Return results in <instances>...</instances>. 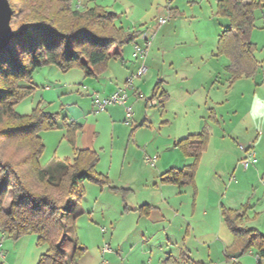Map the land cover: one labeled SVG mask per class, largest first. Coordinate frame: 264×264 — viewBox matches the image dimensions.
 I'll return each mask as SVG.
<instances>
[{
    "label": "crops",
    "instance_id": "1",
    "mask_svg": "<svg viewBox=\"0 0 264 264\" xmlns=\"http://www.w3.org/2000/svg\"><path fill=\"white\" fill-rule=\"evenodd\" d=\"M205 1L186 0L192 5V9L183 10L179 5V0H151L150 8L144 10L142 14L129 10L133 7L130 1L116 0L111 5H104L108 11L117 15L116 24L119 27L138 31V37L134 43L124 47L123 56L113 59L107 70L98 78L86 77L81 69L76 72L78 79L69 81L68 86L65 87L75 86L79 90L81 86L86 89L92 101L91 110L75 113L70 118L64 115L63 118H67L69 122L80 123L84 127L81 123L83 117L93 111L96 122L103 120L110 124L114 133L119 129H124L126 156L129 155L131 160L136 156L140 159L144 156L147 161L152 158L154 159L153 162L151 161L152 166H157V168L155 174L149 178L140 176L142 182L145 183L144 187L149 188L150 182H153L154 190L150 189L153 195L143 200L141 205L124 204L123 217L129 220V224L123 225L127 229L125 234L129 242L128 249L124 248L125 252L122 250L124 256L119 254L123 248L120 244L116 245L120 248L118 251L117 247L114 249L111 245L118 226H111L109 239L111 243L105 242L104 235L95 239L92 238V235L95 236L94 232L83 231L81 233L77 229L82 226L79 223L80 219L86 215L92 222L98 212L104 216V211H98L99 196L108 189L104 186L93 205L88 207L87 195H90L93 186L86 185V182L83 183L86 192L84 200L81 199L71 204L65 215L68 228L71 229L72 226L76 228L74 232H66L65 239L62 241V247L68 256L73 254L77 245L86 248L85 253L78 259V264H232L235 261L245 264L248 258L246 253L231 258L226 257L225 251L233 245L234 235L224 221L222 208L239 209L249 204L250 210L240 224L256 227L261 219L264 220V191L262 194L259 193L261 186L244 187L241 185L242 179L234 180L236 183H228L226 187L223 176L231 172L237 174L240 171L238 161L244 157L238 154V148L232 146V141L235 144L241 140L245 141L249 145L248 148L256 152L258 145L264 139V122L254 124L251 121L252 109L264 112V2L254 12V28L250 35V41L256 46L254 57L257 61V69L249 77L241 76L232 81V75L227 69L231 64L230 58L226 55H216L219 37L230 28V20L228 17L217 16V10L213 9L212 3L209 1L211 8H208ZM218 1L212 0L215 6L218 5ZM251 1L253 0H244V3ZM92 2L93 0L88 2V7ZM98 5L101 6V3L96 4ZM119 6L128 9L120 13V10H117ZM161 16H166L167 20L159 25L157 20ZM186 20L190 24L186 25L184 23ZM186 27L188 31L184 33ZM150 32H153V40H155H151L149 55L146 58V63L149 65L148 74L135 77L140 67L145 65V61L135 57L134 44H145ZM153 69L155 70L152 71ZM130 77H133V80L129 84ZM156 85L158 90L155 92ZM125 87L129 93L126 105L132 107L134 114L131 118L133 123L130 126L124 105H109L100 110L94 103L96 95L106 98ZM139 95H143L144 99ZM148 99L157 100V103L149 105ZM171 102L173 105L170 104ZM78 106L80 105L73 107L77 109ZM157 106L161 107L157 119L158 124H168V117L170 113H173L176 119H180L179 124L187 128L186 132L189 133L185 135L186 137L203 130H207L210 135L208 145L200 158L194 185L178 186L163 184L159 181L160 175L167 170L183 169L191 164L193 159L186 156L175 145L183 138L177 139L170 135L164 137L159 135L152 138L141 132L149 129L150 119L156 116V114L153 116L148 108L154 110ZM141 113L146 119L139 122L140 117L138 116H143ZM257 119H264V117ZM99 136L100 133H95L91 140L92 147L83 145L82 149L97 151ZM78 138L76 147L81 148L77 146ZM110 149L113 164L117 151L113 136ZM100 150H103V147H100ZM257 158L256 168L260 170L263 167L264 173L263 151L256 152ZM98 165L99 163L96 168ZM249 168L250 166L244 167L245 170ZM97 172L106 175L110 180V187L113 188L129 191L132 184H137L138 181L132 177L122 178L123 171L119 173L121 178L112 181V166L106 172L99 171V169ZM248 175L245 176L247 179L245 182L248 181L249 184ZM223 190H225L224 193L219 195ZM114 193L121 194V192ZM122 202L125 203V201ZM142 205L152 206L148 215H142L137 210ZM102 230H105L104 227ZM160 230L162 233L159 235ZM165 234L167 236L170 234L172 240H178L175 243L178 256L171 251L173 255L168 257L167 263L160 253H157L160 254L159 256L154 257L150 241L155 237L162 239ZM4 237H8V234L0 231L2 249ZM89 239L93 241L89 242ZM37 240L36 235L28 234L26 241L29 246L24 251L14 248L7 252L3 249L5 255L3 259H0V264H38L40 256L47 247L38 246ZM169 244H172L171 240L168 241V247ZM106 246H108L107 249ZM248 253L256 257L254 249Z\"/></svg>",
    "mask_w": 264,
    "mask_h": 264
},
{
    "label": "trees",
    "instance_id": "2",
    "mask_svg": "<svg viewBox=\"0 0 264 264\" xmlns=\"http://www.w3.org/2000/svg\"><path fill=\"white\" fill-rule=\"evenodd\" d=\"M9 2L15 35L0 50V230L15 240L36 235L37 245L47 247L38 264H78L86 248L77 245L68 256L61 241L68 228L65 213L72 203L84 197L83 183L90 181L115 192L127 190L110 187L109 178L97 172L100 161L97 151L76 147L83 126L67 118H63V125L74 147L73 158L58 162L59 170L42 166L45 144L40 131L57 129L59 113L38 106L29 114H20L16 106L33 93L34 88L26 83L38 68L45 65H56L63 71L79 68L86 77L98 78L113 59L123 56L126 45L136 41L138 31L119 27L117 15L101 6L78 10L71 0ZM262 2L218 1L217 14L228 17L231 24L219 37L216 55L230 58L227 69L232 81L249 77L257 69L256 46L250 35L254 12ZM209 138L208 131L203 130L177 141L175 145L193 161L183 169L167 170L160 175V183L194 185ZM9 193L11 202L5 209L4 201ZM137 210L148 215L152 206L142 205ZM249 210V204L239 209L222 208L224 221L234 235L233 245L225 251L227 258L254 249L260 260H264V233L240 224ZM261 261L259 264L264 263Z\"/></svg>",
    "mask_w": 264,
    "mask_h": 264
},
{
    "label": "rangeland",
    "instance_id": "3",
    "mask_svg": "<svg viewBox=\"0 0 264 264\" xmlns=\"http://www.w3.org/2000/svg\"><path fill=\"white\" fill-rule=\"evenodd\" d=\"M73 6L78 9V10H85L90 7H95L96 4L101 3V7L106 9L104 5H111L113 4L116 0H95L96 2H92V4L88 7V2L91 0H71ZM121 1V0H118ZM125 1H130L133 3V7L129 10H135L137 14H142L144 10H147L150 8V3L151 0H125ZM209 1L213 5V9L217 10V5L212 2V0H206L205 2L207 3V7L211 8L209 5ZM215 1V0H213ZM179 5H181V9L183 10H190L192 9V5L186 2V0H179ZM100 6V5H98ZM128 9V8H127ZM124 8H120V6L117 8V10H120V13H123L125 10ZM193 9H196V7H193ZM108 10V9H106ZM216 15L217 14L216 11ZM166 17V16H165ZM168 17V16H167ZM221 17V16H220ZM223 17V16H222ZM186 25L190 24L189 21H184ZM125 24V23H124ZM194 24V23H193ZM184 33H187L188 28L184 30ZM155 40V39H154ZM153 40V41H154ZM188 48V47H187ZM144 61V60H142ZM144 63V62H143ZM145 65L149 67V65L146 63L145 59ZM156 69V68H155ZM153 69L152 71H154ZM80 69L79 68H73L69 71H63L56 65H45L41 68H38L32 75V79L30 82H27L26 85L32 86L34 88L33 93L23 99L17 106L16 110L20 114H29L32 112L33 109L36 107H41L44 108L48 112L52 113H59V118H58V124L59 127L57 129L53 130H42L40 131V136L43 139V142L45 144V150L44 154L41 158V165L45 166L47 168H56L58 169L57 163L58 162H63L65 159H72L74 156V147L73 145L68 141L66 137V128L63 125V117L64 115H68V117H72V115H75V113L79 112H85V110L89 109L88 111L91 110V105L92 101L90 98V95L88 94V91L84 89L83 87L80 86L79 90L73 86L72 88H68L65 86H68L69 81H76L78 77L76 76V72H78ZM109 74V73H108ZM148 74V72L146 73ZM148 76V75H147ZM70 86V85H69ZM144 99V98H143ZM173 105V102L170 103ZM74 105H80L78 106L77 109H74ZM69 106V107H67ZM64 107V108H63ZM68 108H70L68 110ZM154 118L152 117L150 119L149 123V129H144L141 132L144 134H147V136L156 138L157 136H174L177 137V139L184 138L186 137L185 135L189 132L187 131V128L181 124H179L178 120L176 119L175 115L173 113H170V116L168 117L169 123L168 124H158L157 119L159 118V111L161 110L160 106H157L154 110L152 108H148ZM152 109V110H151ZM93 113V114H92ZM142 114V113H141ZM77 115V114H76ZM93 115V116H91ZM134 115V114H133ZM143 116H138L140 117V121H144L146 118L144 114ZM95 113L91 111L90 114H87L84 119L81 121V123L84 124L83 129L78 133V147H83V145H87V147L91 148V140L93 136L98 133H100L99 140L97 142V148L100 156V162L98 165V168L96 170L106 172L109 170V167L112 166V175L111 179L112 181L114 179H119V178H124V179H129L130 177L137 179V184H132L131 190L126 191V192H121V194H116L114 193L115 191L109 190L110 188L106 189L103 193V195L99 196L100 199V204H98V211H104V216L101 215V213H97L93 219L94 222H92L87 215L82 217L80 219V224L82 226L80 227V224L77 223V226L80 228H77L79 232L83 233V231L86 232H94L95 236L92 235V238L98 239V237L104 235L105 237V242L106 243H111L110 242V233L112 231L111 226H118V230L115 232L114 237H113V244L112 248L116 249L117 251L120 250V248L117 245L120 244L123 248H121V251H119L120 255H123L122 250L125 252V249H128L129 242H127V236H126V228L123 226L125 224H129V220L123 217L124 210V204L128 206H133V205H141L142 201L145 200L146 198H149L153 195L150 189L154 190L153 187V182L151 181V186L144 187L145 183L142 182V179H140V176L145 178H149L155 174V169L157 166H152V163L147 161V159L143 157V159H140L138 156L133 158L131 160L129 155H125V132L123 131L124 129H119L115 133L112 131V128L110 124L104 122L101 120L99 123L96 122L94 119ZM131 123H133L132 119H128V125L130 126ZM123 126H127L126 124H122ZM164 126V128H162ZM176 131V132H175ZM115 138L116 144H117V151L115 154V159L111 160V149H110V144H111V137ZM264 137V136H263ZM120 138V140H119ZM119 140V141H118ZM124 141V142H121ZM119 142L121 145L119 146ZM233 142V147L238 150V154H242L244 156V151L241 150V146L244 148H248L249 145L245 141H239V142ZM100 147H103V150H100ZM144 148H142L143 150ZM264 153V139L260 142L258 145V149L256 152H262ZM237 152V151H236ZM180 156L181 153H179ZM261 155V154H260ZM242 157L238 161V170L237 174H226V176H223L224 178V185L227 187L228 183L233 184L236 183L234 180H240L242 179V184L244 187H251V186H261L259 187V193H263V186H264V173L262 171L263 167L260 170H257L256 168V162H258V158L254 163L250 164V168L245 170L244 166L241 162ZM261 167V166H260ZM59 170V169H58ZM242 170V171H241ZM123 171V174L121 177H119V173ZM232 174V175H231ZM246 174H249V184L245 182V176ZM106 176V175H105ZM239 176V178H238ZM244 176V177H243ZM144 178V179H145ZM247 180V179H246ZM86 185L90 184V186H93L92 189L90 190V195H87V206H92L96 197L100 195V192L104 186L97 185L93 182L90 181H85ZM113 184V182H111ZM123 187V186H119ZM127 187V186H124ZM176 188V187H173ZM149 189V190H148ZM225 190L220 192L219 195L223 194ZM86 195V192H85ZM123 196V198H122ZM220 197V196H218ZM85 198V197H83ZM82 198V199H83ZM84 200V199H83ZM122 201H125L123 203ZM11 202V193H9L4 201V208L8 209L9 205ZM73 204V203H72ZM67 213V212H66ZM65 213V214H66ZM123 217V218H122ZM261 219L260 223L256 226L260 229V231L264 232V220ZM66 222V221H65ZM83 222V223H82ZM104 227V231L102 228ZM161 227V226H160ZM75 226H72L71 229L67 228V232H74ZM70 229V230H69ZM2 231V230H0ZM4 232V231H3ZM162 231L160 230L158 234L160 235ZM167 233V232H166ZM7 234V233H6ZM164 238H154L151 241V246L153 247L154 250V257L159 256L160 254L162 257L165 258L166 263L168 257L170 255H177V247L176 242L178 241L177 239L172 240L173 238L171 237L170 234H165L163 235ZM28 238V235L26 237L23 236L18 240L13 239L12 237H4L3 241V249L7 252L12 251V249L17 248L20 251H24L27 249L29 246L28 242L26 241ZM65 239V235L62 238V241ZM171 240L172 244H169V247L167 246L168 241ZM61 241V243H62ZM89 242H92L93 239H89ZM120 246V247H121ZM125 248V249H124ZM175 249V250H174ZM116 251V250H115ZM173 251V254L171 253ZM160 253V254H157ZM124 256V255H123ZM126 256V254H125ZM178 256V255H177ZM246 257H248L245 260V264H257L256 257L252 254H247ZM169 263V260H168Z\"/></svg>",
    "mask_w": 264,
    "mask_h": 264
},
{
    "label": "built area",
    "instance_id": "4",
    "mask_svg": "<svg viewBox=\"0 0 264 264\" xmlns=\"http://www.w3.org/2000/svg\"><path fill=\"white\" fill-rule=\"evenodd\" d=\"M166 20H167L166 17L161 16L158 18L157 23L159 25H161V24H164L166 22ZM153 38H154V34H153V32H150L146 38L145 44H138V43L134 44V55H135V57L145 61V59L149 55L150 44H151V40H153ZM147 72H148V67L143 64L140 67L137 76H135V77H140V76L146 74ZM132 80H133V77H130L128 79V83L129 84L132 83ZM139 97L143 98V95H139ZM128 98H129V93H128L127 87H125L122 89H118L117 91H115L114 93H112L110 96H108L106 98H101L99 95H96L94 98V103L97 106V108L100 110L105 109L109 105H115V104L124 105L125 111H126V118L131 119L133 117V109L131 106L126 105ZM147 102L149 105H153V104L157 103V100L148 99ZM240 148L242 151H244V157L242 158L241 162L245 168H248L251 163H254L256 161V152L253 149L244 148L243 146H241ZM148 161L153 162L154 159L149 158ZM107 248H108V246H106V249ZM4 255L5 254H4V251H3L2 247H1V243H0V259H3ZM256 260H257V264H259L262 259L260 260L259 256L256 255ZM261 262L263 263L264 260H262Z\"/></svg>",
    "mask_w": 264,
    "mask_h": 264
},
{
    "label": "water",
    "instance_id": "5",
    "mask_svg": "<svg viewBox=\"0 0 264 264\" xmlns=\"http://www.w3.org/2000/svg\"><path fill=\"white\" fill-rule=\"evenodd\" d=\"M12 15L9 0H0V50L7 47L15 35L11 26Z\"/></svg>",
    "mask_w": 264,
    "mask_h": 264
},
{
    "label": "clouds",
    "instance_id": "6",
    "mask_svg": "<svg viewBox=\"0 0 264 264\" xmlns=\"http://www.w3.org/2000/svg\"><path fill=\"white\" fill-rule=\"evenodd\" d=\"M251 117H252V122L254 124H258L259 122H264V119H257L258 117H264V112L257 111L255 109L251 110Z\"/></svg>",
    "mask_w": 264,
    "mask_h": 264
}]
</instances>
